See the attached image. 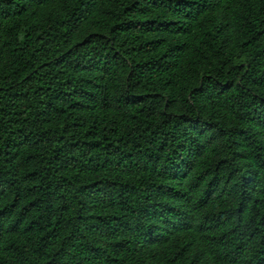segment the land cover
<instances>
[{"label": "trees", "instance_id": "16d2710c", "mask_svg": "<svg viewBox=\"0 0 264 264\" xmlns=\"http://www.w3.org/2000/svg\"><path fill=\"white\" fill-rule=\"evenodd\" d=\"M0 264H264V0H0Z\"/></svg>", "mask_w": 264, "mask_h": 264}]
</instances>
